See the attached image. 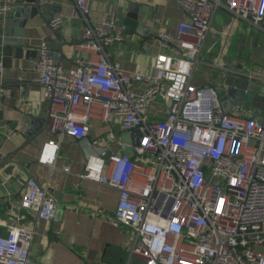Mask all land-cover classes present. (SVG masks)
I'll use <instances>...</instances> for the list:
<instances>
[{"label":"built area","instance_id":"2783aa9c","mask_svg":"<svg viewBox=\"0 0 264 264\" xmlns=\"http://www.w3.org/2000/svg\"><path fill=\"white\" fill-rule=\"evenodd\" d=\"M83 23L81 46L89 54L66 68L42 40L33 61L34 83L48 99L49 129L56 135L83 140L90 120L110 124L118 119L126 132L140 130V145L122 143L131 154L106 148L91 154L82 177L120 192L112 222L131 237V257L144 264H264V94L249 93L226 111L220 86L193 82L204 65L221 69L225 78L237 74L264 86V77L229 63L214 62L210 33L225 9L249 31L264 29V0H175L187 15L176 33L158 28L154 41L164 50L150 73L132 72L111 59L108 48L125 42L120 15L91 16L90 0H74ZM20 0H0V20H6ZM43 7L55 0H38ZM63 14L50 20L53 30ZM160 24L159 18H154ZM122 32H117V27ZM252 32V31H251ZM149 42L140 45L148 50ZM4 65L0 61V77ZM262 96L263 108L253 103ZM253 96L252 109L247 108ZM162 99L166 109L155 105ZM254 107V109H253ZM104 148L117 135L109 129ZM59 145L48 142L40 156L53 163ZM69 171V167L63 168ZM21 208L32 210L41 222L58 212L53 192L38 179H28ZM24 218L22 214L18 221ZM36 231L11 224L0 234V264H42L32 255Z\"/></svg>","mask_w":264,"mask_h":264},{"label":"crops","instance_id":"0c3cea01","mask_svg":"<svg viewBox=\"0 0 264 264\" xmlns=\"http://www.w3.org/2000/svg\"><path fill=\"white\" fill-rule=\"evenodd\" d=\"M131 4L136 6L139 20L128 15ZM57 6L61 10L53 14ZM90 7L94 21L101 20L108 12L120 15L119 24L127 26L125 42L115 43L108 52L113 61L132 72L153 71L156 56L164 51L153 39L158 28L176 33L179 23L187 20L175 0H90ZM42 9L48 16L38 14L24 28L14 16V9L6 20H0V61L4 65L0 77V155L17 151L14 161L0 170V234L17 222L35 230L32 255L42 264H134L131 237L112 222L120 192L82 177L91 154H99L105 148L112 153L123 149L122 135L126 131L118 119L107 124L99 118L90 120L87 139L50 131L48 99L42 86L33 81V61L41 41L49 43L51 53L57 54L53 57L66 68L75 66L76 57L89 54L81 46L83 23L74 0H55L53 5ZM58 13L65 16V22L53 30L49 23ZM218 14L208 40V47L214 46V62L241 69L244 64L238 56L247 50V57L254 62L253 71L264 77V29L249 31L245 22L235 20L225 9ZM154 18H159L161 23L156 24ZM140 22L150 28L147 34L140 30ZM116 31L122 32L120 26ZM145 42L150 43L146 51L140 48ZM212 70L222 72L218 68L198 66L194 84L223 87L222 75L215 77L210 73ZM261 99L258 94L255 101ZM155 107L166 109L162 99ZM37 120L41 121L39 136L26 144L27 132ZM111 128L116 132V140L107 141L104 148L95 145V140H107ZM48 142L57 143L59 151L53 163H42L40 156ZM65 166L69 171L63 169ZM31 176L45 184L57 200L58 214L50 222H41L34 211L21 208L20 201ZM20 214L24 218L18 221ZM140 261L137 264H144Z\"/></svg>","mask_w":264,"mask_h":264},{"label":"water","instance_id":"95a60500","mask_svg":"<svg viewBox=\"0 0 264 264\" xmlns=\"http://www.w3.org/2000/svg\"><path fill=\"white\" fill-rule=\"evenodd\" d=\"M130 16L139 20V13L136 12V6L134 4L130 5ZM135 8V10H134ZM14 16L18 19L19 25L21 27H25L27 22L34 18L38 14H43L45 17L48 16L46 12L43 11L42 6L38 3V0H22V2L18 3L14 7ZM61 10L59 6H57L53 10V14L57 13ZM137 10L138 6H137ZM52 14V15H53ZM146 25L142 22L139 24L140 30H144L143 34H147L150 28H145ZM55 58L57 54H52ZM261 91L264 94V86L257 83L256 81H250L244 76H239L237 74L229 75L225 78V85L218 89V94L220 97L221 104L226 111L231 110L235 107V105L240 104L241 102L245 101L247 96V92L253 93L257 91ZM253 106L257 107L258 109L263 108L262 102H254ZM41 121H34L32 124L31 129L27 132L28 141L26 144L34 141L38 138L39 134L37 133L40 128ZM142 137V133L140 130H134L132 132H125L122 135L123 143H131L133 146L140 145V138ZM25 145V144H24ZM20 150V149H19ZM14 151L7 156L0 155V170L3 169L7 164L13 162L15 153ZM122 153L131 154L133 149L129 146H123L121 151ZM2 202V200H0ZM58 214V213H57Z\"/></svg>","mask_w":264,"mask_h":264},{"label":"rangeland","instance_id":"374dc122","mask_svg":"<svg viewBox=\"0 0 264 264\" xmlns=\"http://www.w3.org/2000/svg\"><path fill=\"white\" fill-rule=\"evenodd\" d=\"M218 16H219V14H218ZM247 52L248 51L245 50V52L243 54H240L238 56V58L241 59V62L244 64V67L241 68V70L244 71V72H249V71L253 70V68H254V62L247 57ZM210 73L213 74L215 77H217V76L219 77V76L225 74V72H221V71H218V70H212V71H210ZM252 99H253V96L250 95L248 97V103L249 104L246 105L248 109H252V106H251ZM138 262H141L140 259L137 258V257H134L133 263L137 264Z\"/></svg>","mask_w":264,"mask_h":264}]
</instances>
